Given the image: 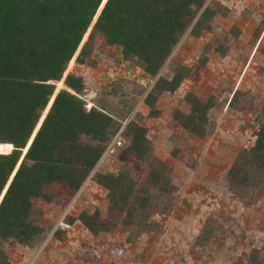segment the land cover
<instances>
[{"label": "rangeland", "instance_id": "1", "mask_svg": "<svg viewBox=\"0 0 264 264\" xmlns=\"http://www.w3.org/2000/svg\"><path fill=\"white\" fill-rule=\"evenodd\" d=\"M106 0L97 11L80 47ZM207 10L196 34L191 29ZM79 47V48H80ZM69 62L59 87L70 72L83 84L80 98L86 106L101 108L124 126L135 120L146 129L151 146L147 162L119 161L128 145L96 164L105 175L127 172L138 188L152 169L176 188L167 214H153L148 232L124 227L108 210L107 190L91 176L72 200L63 189L48 190L55 201H37V221L45 227L44 239L34 247L16 241L2 242L9 264H248L256 253L264 264V179L247 199L228 190L223 177L237 154L254 144L264 112V0H205L202 10L181 36L156 77L125 60L118 45L106 44L97 34L89 62ZM189 72L173 92H154L153 111L144 104L161 75ZM213 103L208 112L207 136L199 139L181 127L177 114H187L186 95ZM87 111V110H86ZM128 111L130 113L127 115ZM137 114L139 117H135ZM115 136V135H114ZM121 136V134H120ZM110 139L113 136H109ZM82 143L87 139L81 138ZM59 200V201H57ZM97 211L104 230L93 235L78 221L82 212ZM65 217L73 222L66 223ZM209 222L216 230L211 245L197 247L195 240ZM59 229L58 234H54Z\"/></svg>", "mask_w": 264, "mask_h": 264}, {"label": "trees", "instance_id": "2", "mask_svg": "<svg viewBox=\"0 0 264 264\" xmlns=\"http://www.w3.org/2000/svg\"><path fill=\"white\" fill-rule=\"evenodd\" d=\"M102 1L0 0V264H9L3 241L30 248L42 242L45 227L37 221L34 204L55 201L47 190L52 186L63 189L72 200L92 174V180L107 190L109 212L124 227L141 232L154 228L151 215L167 214L172 208L176 188L152 169L138 188L127 172L105 175L95 170L109 136L116 135L127 118L119 121L94 105L86 111L80 98L83 84L70 72L58 85L77 51L75 64L93 63L90 52L97 34L103 35L107 45L120 46L125 60L156 77L205 0H106L80 47ZM206 12L199 16L192 34ZM188 72L181 68L169 79L158 77L144 99L150 113L154 92L173 93ZM185 100L190 111L177 114L176 119L188 133L203 139L213 103L189 94ZM257 122L254 144L237 154L223 177L226 188L240 199H247L264 179V112ZM124 137L128 145L119 161L147 162L151 146L146 129L131 119L122 129ZM77 220L95 236L106 227L97 211L82 212ZM64 221L71 224L73 219ZM210 225L207 222L197 236V247L211 245L216 230ZM259 262L256 253L247 260L248 264Z\"/></svg>", "mask_w": 264, "mask_h": 264}, {"label": "built area", "instance_id": "3", "mask_svg": "<svg viewBox=\"0 0 264 264\" xmlns=\"http://www.w3.org/2000/svg\"><path fill=\"white\" fill-rule=\"evenodd\" d=\"M91 108V105L86 106V110L89 111ZM121 133H117L115 136H113L110 140V142L106 145V148L103 152V155L100 159V161L104 160L107 156L114 155L118 148L122 146V138L120 136Z\"/></svg>", "mask_w": 264, "mask_h": 264}, {"label": "water", "instance_id": "4", "mask_svg": "<svg viewBox=\"0 0 264 264\" xmlns=\"http://www.w3.org/2000/svg\"><path fill=\"white\" fill-rule=\"evenodd\" d=\"M56 95H57V93L53 95V96H54V98H55V96H56ZM54 98H53V99H54ZM52 101H53V100H52Z\"/></svg>", "mask_w": 264, "mask_h": 264}, {"label": "snow or ice", "instance_id": "5", "mask_svg": "<svg viewBox=\"0 0 264 264\" xmlns=\"http://www.w3.org/2000/svg\"><path fill=\"white\" fill-rule=\"evenodd\" d=\"M3 194L2 193H0V196H2Z\"/></svg>", "mask_w": 264, "mask_h": 264}]
</instances>
